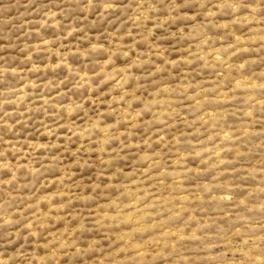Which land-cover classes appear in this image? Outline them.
<instances>
[{"label":"rangeland","instance_id":"rangeland-1","mask_svg":"<svg viewBox=\"0 0 264 264\" xmlns=\"http://www.w3.org/2000/svg\"><path fill=\"white\" fill-rule=\"evenodd\" d=\"M181 2L176 0V4ZM113 7L118 12L122 4ZM198 7L202 10L204 5ZM191 8V5L183 9L176 7L158 20L157 17L146 19L147 33L141 41L136 36L139 29L132 28L131 21L121 26L115 15L102 19V31L97 30V17L106 8L78 11L74 0H0V93L13 100L5 105V110L13 113L19 109L20 113L9 121L16 123L17 134L6 136L5 140L9 144L19 141L25 145L23 149L14 147L9 153L13 158L0 164L6 172L5 186L28 170L29 148L34 145L39 156L48 147L47 139H53L55 147L65 141L62 129L57 130L61 133L59 140L49 131L36 134L33 139L35 128L29 118L34 104L38 107L41 102L47 103V99H35L42 87L61 74L67 78L78 73V79L88 83L103 75L100 87L106 89L104 96L109 104L115 102L119 106L128 101L123 123L130 125L126 133L129 147L137 149L141 145L132 138L133 130L141 128L138 121L148 110L147 103L141 105L143 111L137 108L130 119L127 117L131 108L141 104V83L148 79L144 67L151 59L153 77L161 74L168 78L167 67L175 82L164 84L160 91L166 96L186 97L171 101L180 107L174 110L169 127H177L175 114L185 121L188 116L198 114L193 122L207 129L206 134L197 129L200 139L194 153H179V158L172 160L171 170L165 168L159 176L150 177L159 180L160 191L166 190L162 197L147 187H137L141 184L139 177L131 180V184L115 182L114 172L123 173L125 180H129L137 176L136 170H110L114 161L107 155L101 160L100 152L76 160L78 153L73 150V160L64 161L66 167L59 168V175L46 174L40 180L38 200L34 206H28L35 207L45 221L40 224V231L52 229L48 238L51 244L58 243L50 255L37 258L39 264H47L49 259L54 264H64L66 259L69 264L77 261L107 264L109 259L113 264H160L161 259L171 260V264H244L243 260H237L244 255L243 246L250 239L264 242V236L251 235L264 231L261 227L264 225V48L258 46L257 37L249 40L247 33L236 31L238 22L230 25L218 10L201 11L198 15ZM144 15L148 17L149 13ZM66 25L72 26L71 31H65ZM124 27L127 34L120 35L118 42L117 32H123ZM83 32L95 40L112 33L117 48L130 46L133 51L125 50L119 60L107 59L106 71H81V64L73 63L68 57L76 54L77 40L87 43L82 40ZM61 35L67 37L63 45L53 46L51 41ZM137 54L145 58L143 64L134 58ZM129 58L131 63H124ZM177 65L182 67L178 69ZM96 90L93 85L89 92ZM155 103L153 100L152 104ZM68 110L72 112L71 106ZM37 116L36 127H39V120L44 117L38 113ZM157 123L165 121L159 119ZM121 135L125 133L122 131ZM152 138L156 144L168 139L163 134L157 137L155 132ZM174 142L179 144V137ZM143 143L151 147L147 138ZM121 157L128 159L123 153ZM40 158L47 160L46 155ZM142 159L150 160L151 156L144 153ZM98 160L104 166L102 171L96 164ZM189 160L196 163L189 164ZM13 164L16 169L11 168ZM39 170V165L31 168L33 175ZM143 171L147 174L151 166ZM156 187L152 184L153 189ZM114 190L117 196L110 198L107 193ZM97 192L102 193L99 203L95 199ZM124 196L129 197L127 203L120 202ZM113 228L117 231H112ZM78 236L80 240L76 239ZM33 237H38V233L34 232ZM81 242L88 245L87 255L95 253V261H86V257L79 255ZM51 244L42 247L49 248ZM146 257L151 258L146 260Z\"/></svg>","mask_w":264,"mask_h":264},{"label":"clouds","instance_id":"clouds-1","mask_svg":"<svg viewBox=\"0 0 264 264\" xmlns=\"http://www.w3.org/2000/svg\"><path fill=\"white\" fill-rule=\"evenodd\" d=\"M74 3L78 11H95L97 9L106 8V11L100 13L97 17V30L102 31L100 28V22L102 19H106L109 16H116L117 21L121 26L128 25L131 21V27L139 29L136 36L141 41L144 40V35L147 33V27L145 26V20H150L152 17L166 15L169 9L175 10L176 7L183 9L185 5H191V10L198 15L201 11L207 12L209 10H218L224 18H226L230 25L233 21L238 22L236 31L247 33L249 40L252 36L257 37L258 46L264 48V0H182L181 3L176 4V0H74ZM117 3H121L122 7L118 12L113 7ZM203 4L202 10L199 9V5ZM149 13L148 17H145L144 13ZM86 28H90L91 25H86ZM72 26L66 25L65 31H71ZM77 31L79 28L77 27ZM211 31V29H209ZM127 34V27H124L123 32H117L116 39L119 42V36ZM82 40L87 43H82L77 40L76 54L69 56L68 59L73 63L81 64V71L87 70L92 73L105 70V61L107 59L119 60L125 50L132 52L133 49L128 46L125 48H117L112 42V33L107 36L95 40L90 38L86 32L81 33ZM43 39V37H41ZM67 39L66 35L57 36L52 40L53 46H62L63 41ZM132 42H136L134 36ZM179 43V41H177ZM95 45V47H93ZM251 47V45H249ZM143 47V44L140 45ZM66 51H70L65 49ZM149 52H152L149 47ZM115 54V55H114ZM83 57V60H81ZM135 59H139L141 63L144 62V57L138 54ZM198 60L199 57L197 56ZM132 58L125 60L124 63H131ZM115 67V65H112ZM182 66L177 65L180 69ZM165 71L168 73V78H165L161 74L152 76L153 67L151 66V59L149 65L144 67V74L148 77L147 80L141 83V90L139 92L142 97L141 104L131 108L129 117L136 111L137 108H141V105L147 103L148 110L143 112V116L138 121L141 124V128L133 130V139L141 145L137 149L129 147V139L126 135L130 125L124 124V108L128 106V101L125 100L122 105L117 106L115 102L109 104L108 100L104 96V91L100 87V82L104 79L103 75H100L97 79L88 83L87 81H81L78 79V73L69 74L67 78L63 74L52 80L46 87H42L38 93L36 100L47 99V103H39L38 107L34 104L29 118L32 120V127L35 128L33 133V139L36 138V134L42 135L43 132L49 131L56 140L60 139L61 133L57 131L62 129L66 139L61 142L60 147L54 146V140L47 139L48 147L39 153V156L35 153V146L29 148V154L26 159L30 162L28 170L21 172L20 177L11 182L8 186L3 184V177L5 176V170L0 167V264H39L38 257H45L50 255L53 248H58L57 244H51L48 238V233L53 231L52 229H45L40 231V224L44 223V219L41 214H37L36 208H28L29 204L33 206L38 200L37 188L40 180L44 179L45 175H59V168L64 165V161L71 162L73 160L72 151L75 150L78 155L76 160L83 159L86 154L101 153L100 159L102 160L105 155L109 159L114 161L110 166V170L115 168H122L124 172L129 170H136L137 176L132 177L129 180H125L123 173H115L117 176L116 183H128L131 184V180L139 179L141 184L137 187H147L151 192L158 196H164L167 194L165 191L159 190V180H151L152 176H159L162 169H172V160L178 159V154L194 153L196 151V143H198L200 136L196 134L197 129L207 133V129L201 123H194L196 115L188 116L187 121L181 119L178 114H175V120L178 122L175 129H171L169 125L173 123L172 116L174 110L180 105L174 104L171 101H180L186 99L185 96L172 95L166 96V94L160 91L164 84H174L171 79V71L166 67ZM95 85L96 91L90 93L89 89ZM158 93L153 95V93ZM259 95V93H257ZM156 103L153 105L152 101ZM161 100L164 102L161 103ZM13 103L12 98L0 93V164L7 162L13 158L9 155L13 151L14 147H20L23 149L25 145L19 141L16 144H9L5 140L6 136H15L17 133L16 123H10L19 117V109H15L13 113H9L5 110L6 104ZM68 106H71L72 112H69ZM103 109V111H102ZM143 111V109L141 108ZM44 117L39 120V127H36L38 116ZM187 115V114H186ZM162 119L164 124H158L157 120ZM110 125H112L110 127ZM27 127V124L24 125ZM146 129V130H145ZM122 131L125 135H121ZM139 132V136L136 133ZM156 133L158 137L160 134L168 137L167 140L162 141L160 144L155 143V139L152 138V134ZM179 137V144L175 143V139ZM148 139L151 147L144 145V140ZM7 145V147H6ZM79 145V147H75ZM160 155L157 156L156 153ZM121 153L127 156V160H122ZM149 153L150 160H143L142 155ZM47 156V160L40 157ZM189 164H195V161L189 160ZM99 170H103V165L100 161H96ZM33 165H39V172L36 175L32 174L31 168ZM151 166V171L147 174L143 171L145 168ZM12 169H16V165H11ZM167 179V177H165ZM147 181L148 183H144ZM152 184H156L155 189L152 188ZM135 191V189H131ZM120 194L123 195V189L120 190ZM143 195V193H138ZM102 193H95L96 202L99 203V198ZM110 198H115L117 192L111 191L107 193ZM32 199L29 200L28 197ZM131 199H135L132 196ZM129 197L124 196L120 201L121 203H127ZM64 201H58L57 203H63ZM147 202V201H146ZM88 207V205H84ZM142 206V205H141ZM131 210V209H129ZM117 209H113L116 212ZM58 215H67L69 213H56ZM51 223V221H48ZM79 221H77L78 223ZM115 224V221H112ZM32 225V227H29ZM264 228V225H261ZM112 231H117L113 228ZM247 231V229H246ZM38 233V237L34 238L33 233ZM253 236H264V231L251 233ZM56 239V237H53ZM80 240V237H76ZM71 242V241H69ZM51 244V247L44 248L42 245ZM80 256L86 257V261H95L97 259L95 253L93 255H87L88 245L85 242H81ZM99 247H106L100 245ZM152 251H155L153 249ZM244 255L238 256L237 260H243L244 264H264V242L256 243L249 240L247 245L242 248ZM110 255V251L108 253ZM131 255V254H129ZM104 253H101L103 258ZM259 257V261L257 258ZM123 258V257H120ZM146 257L145 259H150ZM47 264H54L52 259L47 261ZM64 264H69V260L66 259ZM76 264H82L77 261ZM107 264H113V260L109 259ZM160 264H171V260L163 261L161 259Z\"/></svg>","mask_w":264,"mask_h":264}]
</instances>
